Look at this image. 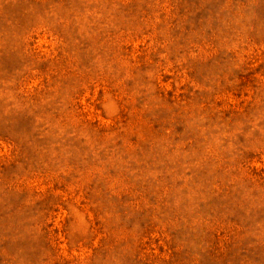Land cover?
Returning a JSON list of instances; mask_svg holds the SVG:
<instances>
[{"label": "rangeland", "instance_id": "374dc122", "mask_svg": "<svg viewBox=\"0 0 264 264\" xmlns=\"http://www.w3.org/2000/svg\"><path fill=\"white\" fill-rule=\"evenodd\" d=\"M0 264H264V0H0Z\"/></svg>", "mask_w": 264, "mask_h": 264}]
</instances>
